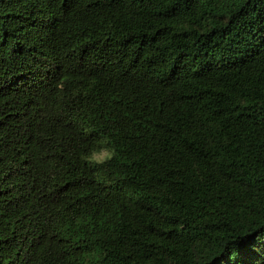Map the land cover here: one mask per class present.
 <instances>
[{
	"label": "trees",
	"instance_id": "16d2710c",
	"mask_svg": "<svg viewBox=\"0 0 264 264\" xmlns=\"http://www.w3.org/2000/svg\"><path fill=\"white\" fill-rule=\"evenodd\" d=\"M0 264H264V0H0Z\"/></svg>",
	"mask_w": 264,
	"mask_h": 264
},
{
	"label": "clouds",
	"instance_id": "9594fccd",
	"mask_svg": "<svg viewBox=\"0 0 264 264\" xmlns=\"http://www.w3.org/2000/svg\"><path fill=\"white\" fill-rule=\"evenodd\" d=\"M101 147H94L86 153H82L80 159L90 166L103 165L115 158V150L107 146L106 141H101Z\"/></svg>",
	"mask_w": 264,
	"mask_h": 264
}]
</instances>
